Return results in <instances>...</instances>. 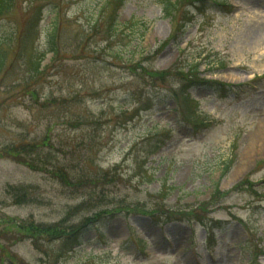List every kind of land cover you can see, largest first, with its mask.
<instances>
[{
    "label": "rangeland",
    "instance_id": "rangeland-1",
    "mask_svg": "<svg viewBox=\"0 0 264 264\" xmlns=\"http://www.w3.org/2000/svg\"><path fill=\"white\" fill-rule=\"evenodd\" d=\"M220 2L177 0L171 16L160 0H124L109 30L117 0H14L0 20V37L18 31L7 50L15 70L0 83V149L48 136L39 156L53 166L0 150V231L14 232L8 219L68 215L81 230L102 217L73 242L39 250L27 239L8 251L27 264H264V43L253 38L264 37V0ZM55 23L59 54L33 85L17 52L26 35V55L32 40L45 49ZM195 62L201 82L188 97L180 72ZM230 83L237 91L222 97ZM61 165L77 184L52 174ZM10 186L31 198L15 203ZM170 214L190 218L164 223Z\"/></svg>",
    "mask_w": 264,
    "mask_h": 264
},
{
    "label": "trees",
    "instance_id": "trees-1",
    "mask_svg": "<svg viewBox=\"0 0 264 264\" xmlns=\"http://www.w3.org/2000/svg\"><path fill=\"white\" fill-rule=\"evenodd\" d=\"M119 0H117L118 2ZM177 0H160V3L163 5L164 12L167 15H171L174 12V8L176 5ZM119 3V2H118ZM120 4H117V7L115 8L114 12L111 15V20L109 22L110 28L115 29L117 26V15L116 10L118 9ZM14 7V0H0V19L7 15L12 8ZM98 22V21H97ZM139 22H135L134 20L130 21V24H126L128 28H133V26L138 25ZM97 25V23H96ZM32 28H28L27 31H30V29L37 31L38 28V21L34 25L32 24ZM52 27L50 29H47L46 32V38H47V44L45 49L36 50L35 45L33 43V40L31 41V50L30 52H27V55L25 54V46L24 43L26 42L27 36L26 35L22 39V46L19 48L17 52V60L20 62L22 61V73H23V80H26L28 82L36 84L38 78L42 79L44 72L46 71V65L43 64V61L47 58L48 52L53 53V57L59 54L60 45L57 41V33L59 31V26L57 23L52 24ZM107 29V31H109ZM118 29V28H117ZM115 29V30H117ZM97 31L98 28L96 29ZM3 32V36L0 37V83L3 82L9 74L15 70V65L11 64L8 57V48L11 47V45H14L17 41V34L18 31L16 28L11 30L10 32L6 31ZM5 33V34H4ZM112 33V32H111ZM114 35V34H113ZM27 58V61L24 60ZM188 72H186V75L182 74L181 70V79L187 86L191 81L194 79H197V70H198V64H193L188 67ZM152 73H155L152 71ZM196 77V78H195ZM32 85V86H33ZM6 88L10 89L11 85H7ZM24 92L30 94L32 92L31 89H24ZM28 91V92H27ZM48 136H46L43 139L40 140H33V141H25L18 143H11V144H5L0 149L1 151L6 154V157H13L17 161L24 163L26 165L32 166V168L37 170H45V169H51L52 167H49V165L53 166L52 164H47L44 162L43 159L46 158L48 161V154H45L43 157L39 156L40 152L42 151L43 147H48ZM3 154V155H4ZM22 157L25 159V161L19 159V157ZM39 156V157H38ZM37 157V158H35ZM36 161V162H35ZM40 164L44 165L43 167H34L33 164ZM55 165V164H54ZM42 168V169H41ZM57 173H52L56 177L59 178L61 183L65 185L72 186L73 184H77L76 181L72 179L71 173L68 171L67 168H64L63 165L61 167H58V170L56 169ZM103 174V173H102ZM9 194L12 195L14 202L17 204L24 203L28 201L29 199H23L28 195L29 198H31V194L28 191V187L25 186H10L7 190ZM148 214H152L150 212H145ZM69 216H65L63 219L55 222V223H41L36 222L34 219H28V220H14V219H8L7 224H11L12 227H14V232L11 231L3 234L0 231V264H26L25 261L19 259L17 255L12 253L11 251H8L6 247L9 245H13L18 241H22L25 238L31 239L33 243L39 248L42 249L43 245L48 242H52L57 239H62L63 237L67 236V239L71 237V235L76 234L79 231V227L73 225V224H67ZM100 216L94 217L93 219L88 218L87 221H84L81 226L86 225L88 223H91L92 221L95 222L98 219H100Z\"/></svg>",
    "mask_w": 264,
    "mask_h": 264
},
{
    "label": "bare ground",
    "instance_id": "bare-ground-1",
    "mask_svg": "<svg viewBox=\"0 0 264 264\" xmlns=\"http://www.w3.org/2000/svg\"><path fill=\"white\" fill-rule=\"evenodd\" d=\"M263 37V34L261 35V37L260 36H256V37H253L255 40H257L258 39V41H261V43H257L258 45L256 46V47H258V49H259V47L264 43V37ZM261 38H262V40H261ZM256 42V41H255ZM261 48V47H260Z\"/></svg>",
    "mask_w": 264,
    "mask_h": 264
}]
</instances>
